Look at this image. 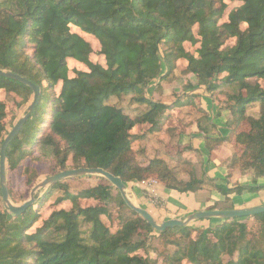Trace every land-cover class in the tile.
<instances>
[{
    "label": "trees",
    "instance_id": "obj_1",
    "mask_svg": "<svg viewBox=\"0 0 264 264\" xmlns=\"http://www.w3.org/2000/svg\"><path fill=\"white\" fill-rule=\"evenodd\" d=\"M235 4L222 21L228 6ZM73 30L98 41L104 67L90 62V44ZM231 39L232 45L227 43ZM186 45L194 47L193 53ZM69 60L88 72L68 77ZM0 70L39 88L37 104L26 110V120L5 150L6 181L8 173L21 168L22 176H33L25 184L32 187L41 175L26 169L24 162L50 155L52 176L65 171L70 158L75 169H102L121 179L126 189L151 179L180 193L203 187H215L224 195L253 190L221 188L204 175L198 179L188 162L181 164L188 169L182 180L163 159L138 161L132 149L138 140L135 128L146 124L148 134H157L173 108L192 104L180 102L183 95L175 96L171 105L147 97L152 83L158 89L161 82L174 81L178 71L193 75L195 87L212 97L231 90L225 94V108L239 150L229 166L264 178V88L259 84L264 81V0H0ZM1 91L16 107L28 108L32 102V91L17 81L0 77ZM123 97L144 106L145 112L132 118L110 103ZM253 105L256 117L247 114ZM6 119L0 100V146L10 132ZM242 125L246 132L239 130ZM222 141L206 142L211 147ZM7 190L14 201L8 185ZM57 191L62 196L54 203L68 202L70 208L54 210L33 232L29 230L39 217L28 215L32 206L13 216L0 193V264H157L137 254L146 247L141 231L175 247L163 264H264V213L222 220L192 239L195 230L189 225L154 231L117 193L118 206L127 214L111 232L106 224L114 199L109 183L77 194L63 181L53 183L35 205ZM88 200L95 204L82 205ZM248 220L253 221L250 226Z\"/></svg>",
    "mask_w": 264,
    "mask_h": 264
},
{
    "label": "rangeland",
    "instance_id": "obj_2",
    "mask_svg": "<svg viewBox=\"0 0 264 264\" xmlns=\"http://www.w3.org/2000/svg\"><path fill=\"white\" fill-rule=\"evenodd\" d=\"M234 6H236V4L228 6V9L226 10L225 16L222 18V21H226V15H227L228 11ZM75 31L76 30H73V32H75ZM76 33H78L81 37H83L90 44V46L92 48V54L89 57L90 62H92L93 64H99V65L104 67L105 66V60H104V57L99 52L100 46H99L98 41L95 40L92 36H86L79 31H76ZM227 43L232 45L234 43V39L229 40ZM186 48L189 50V52L193 53L194 47H192L190 45H186ZM177 64H185V63H183V61H179ZM67 67L69 70L68 71V77H70V78L74 77L75 72H88L87 68L83 64H81L80 62H78L76 60H69L67 62ZM176 74L179 78L183 77V75L179 74V71L176 72ZM259 84L264 88V81H259ZM184 88H185V86H183V87H180V85H179V87L176 86L175 91L178 93H172L171 97L175 98V96H177V95H182V92L186 91ZM59 89H60L59 86L55 88V90H54L55 96H57L59 94ZM148 91H149V93H152L153 89L150 88ZM228 92H231V90L225 89L223 92H221L219 94L222 98L220 100L224 103H225V94H228ZM173 94H175V95H173ZM0 100L3 103H5V105H6V112H7L6 122L8 124V130L9 129L11 130V127L13 126V124L16 123L18 121V119H20L23 116V114L26 112L27 105H24L21 107H16L14 99L11 96L6 95L2 91L0 92ZM110 103L115 104L118 107H120L126 115H128L129 117H132V118L139 116L145 112V107L135 104L133 101L130 100V97H123L120 100H116V99L112 98L110 100ZM176 108H178V107H176ZM174 110H176V109H174ZM257 112H258L257 105H253L248 109L247 114L250 116L256 117ZM171 114L172 113L170 111V115L164 121L162 129H164V127L166 126V124H168V122L170 124L171 119L173 118V115L171 116ZM175 118L177 120L178 117H175ZM166 127H167L166 132H163V130H161L157 134H148L147 133L148 125H146V124L138 125L135 128V130L133 131L138 136V140H136L132 144V149L134 150L138 161L142 164L147 163V161L152 159V158H158L159 156L164 155L166 157V159L168 160L169 167L171 169H173L176 178L179 179V174H180L179 171H181L185 175V171H187L188 169L186 167L180 168L178 166V163L180 160V152H179V148L177 147V143L175 141L176 136H177L175 131H177V130L174 128H171L169 125H167ZM241 130L246 132L248 130V127L246 125H242ZM171 143H173V144L176 143L174 155H170ZM158 146H163V148L160 149V152L156 151V150H158L157 149ZM52 161H53L52 157L50 155H48L47 158L44 159L43 161L26 160L24 162V167L26 169L32 168L36 171L37 175H41L40 180L37 182H34L32 187H27L25 184H26L27 179L33 180L34 179L33 176H27V178L22 176V169L21 168L15 172H10L7 174L6 185H8L9 190L11 191V193L14 196V201H11L9 198L10 202L13 205L20 206L22 203L27 201L30 197V193H31L32 189L37 184H39L43 179H45L46 177L52 176L51 171L49 170V165H51V166L53 165ZM73 169H75V168L72 165L71 160L69 158L67 163H66L65 171L66 170H73ZM149 180L153 181L151 179H149ZM63 182H64V186H66L67 190L73 194H77L80 191H82L83 189L94 187V186L101 184V183H106V184L109 183L106 179H104L103 177L97 176V175L73 177V178L66 179ZM253 188L254 189L249 191L248 194H250L251 196H257V194H258V195H261L262 198L264 199V180L261 179L260 181H258V183L255 182V187H253ZM43 190L44 189L38 190L34 194V197L37 200L39 198L41 199ZM158 190H166V189H163V186H159ZM195 192L180 193V192L176 191L175 194H176L178 199L175 201L171 200L167 206V209L170 210L171 212H173L177 217H183L184 215H189V211H192V209L199 207V203H202V202H203V206H216V205L218 206V204L216 202L217 199L213 196L212 193L206 191L204 193L196 195V194H194ZM117 193H118V191L112 186V194H113L114 199L109 204L108 209L110 212V216L107 219L108 222L106 223L110 227L111 232H115L119 228L120 222L122 221V218L124 217L125 214H127V211L125 209L118 206V203H117L118 195H117ZM126 195L130 199V201L134 205H136V202H135L131 192L127 190ZM61 196L62 195H61L60 191L52 192L51 197L49 198V200L47 202H40L37 205H35V203H34L32 205L33 211H31L28 215L31 216L33 214L34 215L37 214L38 215L37 217H39V220L33 225V227L29 230V232H33L36 228H38L40 223L43 220H45L50 215V213L53 212L54 210H59V209L67 210L70 208L71 205L68 202H63L61 204L54 203L55 200L57 198H60ZM146 196L148 199H156V197H154L153 195H150L148 193H146ZM94 204H95V202L92 200L82 202V205H84V206H92ZM158 206L162 207V204H160V205L158 204ZM145 209H146V211H148L152 215V217H155L154 210L152 208L146 206ZM35 211H36V213H35ZM156 212L159 213L162 211H156ZM118 216H119V218H118ZM155 219H156V217H155ZM103 221H105V219H103ZM215 221L216 222H222V219H219V218L197 219V220H193L192 222H190V224H189L190 228L195 230V232L191 235L192 239H195L196 236L201 231L210 228V223L215 222ZM157 223H159V222H157ZM252 223H253V221H251V220L247 221V224L249 226ZM139 237H141V239L146 237V247L144 249L138 251L137 254L141 257H148L151 260L156 261L157 264H163L162 260L164 258H168V256L171 255L175 251V247L166 245L165 241L160 240L158 238V235L155 233H153L152 236H146L145 234H143V231H141ZM180 264H189V263H187L186 261H183Z\"/></svg>",
    "mask_w": 264,
    "mask_h": 264
},
{
    "label": "crops",
    "instance_id": "obj_3",
    "mask_svg": "<svg viewBox=\"0 0 264 264\" xmlns=\"http://www.w3.org/2000/svg\"><path fill=\"white\" fill-rule=\"evenodd\" d=\"M172 82H161L159 88L155 87V83L148 88L153 89L152 93L147 91V97L154 101H160L164 105H171L175 98L171 97L172 93H178L175 91V87H183L186 84H190L192 87L185 89L182 92L184 98L180 102L188 100L192 104L189 106L178 105L171 110V122L169 125L171 128L176 129V143L180 152V160L178 166L181 168L183 162H188L194 171L196 178L212 180L215 186L221 188L232 189L234 187L253 188L255 182L258 183L264 178H254L251 171H241L238 168H231L229 166L231 157L234 153L238 152L239 147L235 144L234 136L230 132L229 124L231 121V115L225 108V103L220 99L221 96L216 94L212 97L202 87H195L196 78L191 75H185L178 77ZM183 80H182V79ZM176 85V86H175ZM160 89V90H159ZM159 90V91H158ZM175 95V94H173ZM173 98V99H172ZM176 109V110H174ZM176 112V113H175ZM175 117H178L177 120ZM164 127L163 130L167 129ZM242 127V126H241ZM240 127V131L241 130ZM164 132V131H163ZM224 140L220 144L208 147L207 140ZM175 144L171 143L170 155L175 154ZM163 146H158V150ZM157 153V152H156ZM158 158L168 162L164 155ZM179 179L186 180L187 176L179 171ZM162 184L150 183V180L133 183L130 189H126L131 192L136 205L143 208L146 206L154 210L156 222H163L170 219H182L183 217H177L173 212L167 209L169 202L177 200L176 191L167 189L163 186V189L158 190ZM210 192L217 199L218 206H203V202L199 203V207L189 211V214L199 211L207 210H230V209H244L264 206V199L261 195L251 196L249 191H244L240 194L230 193L224 195L215 187H203L197 190L194 194L198 195L204 192ZM154 193L157 198L162 202V207L155 206L150 199L147 198L146 193ZM162 211V212H156ZM221 222H211L210 227H215Z\"/></svg>",
    "mask_w": 264,
    "mask_h": 264
},
{
    "label": "water",
    "instance_id": "obj_4",
    "mask_svg": "<svg viewBox=\"0 0 264 264\" xmlns=\"http://www.w3.org/2000/svg\"><path fill=\"white\" fill-rule=\"evenodd\" d=\"M0 77L17 81L25 85L32 91L33 94L32 102L27 108V112L28 113L31 112L34 106L37 104L39 88L32 82L28 81L27 79L22 78L21 76L11 72H5L0 70ZM26 118H27V113L23 114V116L20 119H18V121L12 127L10 132L7 134L5 140L3 141L2 145L0 146V193H1L2 202L7 212L13 216L20 215L28 207L32 206L36 202L37 199L34 197V194L38 190L44 189L48 185L61 182L69 178L82 177L88 175H97L106 179L118 191L125 205L130 210L138 214L156 232H163L168 228L184 227L189 225L190 222H192L193 220H197V219L219 218L222 220H233L244 217H252L264 213V206L244 208V209H230V210L213 209L207 211L194 212L182 219H170L163 221L161 223H157L148 211L139 208L130 201V199L126 195V191H127L126 186L121 179L114 177L110 173L99 168H92V169L77 168L73 170H66L60 172L59 174H56L54 176H48L32 189L30 193V197L27 201L22 203L20 206H15L9 200L8 190L6 185L5 150L9 145V143L14 138V136L20 130Z\"/></svg>",
    "mask_w": 264,
    "mask_h": 264
},
{
    "label": "built area",
    "instance_id": "obj_5",
    "mask_svg": "<svg viewBox=\"0 0 264 264\" xmlns=\"http://www.w3.org/2000/svg\"><path fill=\"white\" fill-rule=\"evenodd\" d=\"M150 183H154V181H150ZM150 195H153L154 197H156V199H150L152 201V203L159 207L158 204H162L161 200L157 198V196L152 192V193H149Z\"/></svg>",
    "mask_w": 264,
    "mask_h": 264
}]
</instances>
